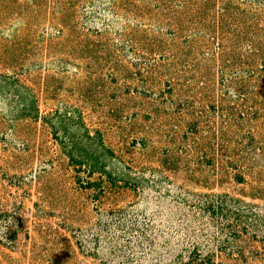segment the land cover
Instances as JSON below:
<instances>
[{
  "label": "rangeland",
  "instance_id": "1",
  "mask_svg": "<svg viewBox=\"0 0 264 264\" xmlns=\"http://www.w3.org/2000/svg\"><path fill=\"white\" fill-rule=\"evenodd\" d=\"M0 264H264V0H0Z\"/></svg>",
  "mask_w": 264,
  "mask_h": 264
}]
</instances>
